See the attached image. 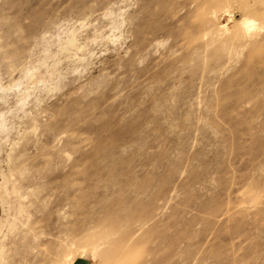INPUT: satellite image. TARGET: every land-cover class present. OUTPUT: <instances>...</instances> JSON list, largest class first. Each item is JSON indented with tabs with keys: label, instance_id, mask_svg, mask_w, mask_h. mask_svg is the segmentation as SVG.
I'll use <instances>...</instances> for the list:
<instances>
[{
	"label": "rangeland",
	"instance_id": "1",
	"mask_svg": "<svg viewBox=\"0 0 264 264\" xmlns=\"http://www.w3.org/2000/svg\"><path fill=\"white\" fill-rule=\"evenodd\" d=\"M0 264H264V0H0Z\"/></svg>",
	"mask_w": 264,
	"mask_h": 264
}]
</instances>
